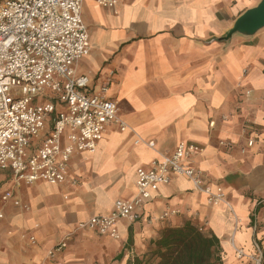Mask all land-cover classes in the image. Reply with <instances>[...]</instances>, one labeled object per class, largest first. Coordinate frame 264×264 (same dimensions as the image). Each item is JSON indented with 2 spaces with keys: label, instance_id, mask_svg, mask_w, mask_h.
<instances>
[{
  "label": "crops",
  "instance_id": "0c3cea01",
  "mask_svg": "<svg viewBox=\"0 0 264 264\" xmlns=\"http://www.w3.org/2000/svg\"><path fill=\"white\" fill-rule=\"evenodd\" d=\"M259 2L118 0L108 9L85 1L90 52L77 75L90 78L89 94L108 85L129 129L107 126L95 153L73 154L60 185L16 183L0 171V264H144L151 241L186 222L219 239L224 264H264V28L224 40ZM182 142L203 147L195 165L228 205L209 204L175 176L139 220L119 221V239L78 228L134 198L138 171ZM66 235L67 248L49 257Z\"/></svg>",
  "mask_w": 264,
  "mask_h": 264
},
{
  "label": "built area",
  "instance_id": "2783aa9c",
  "mask_svg": "<svg viewBox=\"0 0 264 264\" xmlns=\"http://www.w3.org/2000/svg\"><path fill=\"white\" fill-rule=\"evenodd\" d=\"M85 1L0 2V171L11 172L16 183L63 184L74 153H95L109 125H116L121 132L129 129L118 116L117 102L108 96V85L89 94L90 78L77 75L79 62L90 52L82 16ZM92 1L108 9L118 3ZM203 150L200 145L182 142L173 153L162 154L149 169L138 171L134 198L118 200L110 214L94 216L78 228L119 239V221L139 220L142 205L175 176L192 181L209 204L228 205L223 188L208 185L195 165ZM12 197L7 191L2 198L8 201ZM169 215L166 212L161 218ZM69 237L66 235L49 257L66 249ZM254 264H263L262 258Z\"/></svg>",
  "mask_w": 264,
  "mask_h": 264
},
{
  "label": "trees",
  "instance_id": "16d2710c",
  "mask_svg": "<svg viewBox=\"0 0 264 264\" xmlns=\"http://www.w3.org/2000/svg\"><path fill=\"white\" fill-rule=\"evenodd\" d=\"M3 0H0V2ZM219 239L191 222L167 227L151 241L144 264H224ZM142 261V263H143Z\"/></svg>",
  "mask_w": 264,
  "mask_h": 264
},
{
  "label": "water",
  "instance_id": "95a60500",
  "mask_svg": "<svg viewBox=\"0 0 264 264\" xmlns=\"http://www.w3.org/2000/svg\"><path fill=\"white\" fill-rule=\"evenodd\" d=\"M263 28L264 0H260L257 6L248 9L236 19L224 40H229L236 35L248 38Z\"/></svg>",
  "mask_w": 264,
  "mask_h": 264
},
{
  "label": "rangeland",
  "instance_id": "374dc122",
  "mask_svg": "<svg viewBox=\"0 0 264 264\" xmlns=\"http://www.w3.org/2000/svg\"><path fill=\"white\" fill-rule=\"evenodd\" d=\"M199 228V227H198ZM203 232V231H202Z\"/></svg>",
  "mask_w": 264,
  "mask_h": 264
}]
</instances>
